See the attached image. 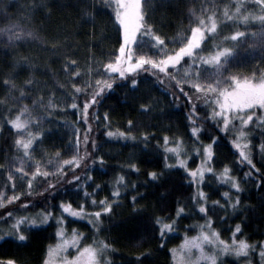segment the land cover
<instances>
[{
  "label": "snow or ice",
  "instance_id": "snow-or-ice-1",
  "mask_svg": "<svg viewBox=\"0 0 264 264\" xmlns=\"http://www.w3.org/2000/svg\"><path fill=\"white\" fill-rule=\"evenodd\" d=\"M77 2L85 23L95 26L97 16H109L118 47L103 60L89 54L83 66L74 55L64 54L65 82L56 81L63 89L59 96L37 76L48 65L16 51L33 42L52 55L67 47L71 33L50 38L29 26L37 16L50 19L55 0H26L15 18L8 12L11 5H0V19L7 20L0 27V48L10 56L0 60V138L7 145L0 149V241L11 238L23 246L34 234L54 228L40 264H115L106 219L124 198L133 212L142 211L141 189L159 187L166 175L182 170L189 200L178 198L170 206L167 191H161L159 212L147 218L157 250L167 249L170 264H264V239L250 242L243 220L227 229L225 238L213 219L217 209L242 207L245 185L264 192V163L254 158L258 151L264 159V0H198L187 9V26L181 21L171 37L163 32L170 26L171 0ZM245 44L257 65L247 74L235 70L242 66ZM148 80L170 97L169 107L186 110L183 132L157 129L131 114L124 125L114 127L109 111L100 114L106 95L120 88L133 94L132 112L142 117L156 112L158 98L135 95ZM69 110L76 119L59 124ZM54 126L71 127V136L65 141ZM101 128L103 140L95 135ZM112 140L137 142L134 146L142 145L141 151L158 162L133 154L109 182V195L100 197L106 186L96 182V174L107 165L103 149ZM225 147L232 159L224 155ZM144 163L152 165L143 173L147 179L142 184L130 180V174H141ZM210 181L217 191L224 189L217 199L211 198ZM193 214L203 223L185 225L180 243L168 247L178 238L180 222ZM80 221L87 222L90 235L71 226ZM151 255V248L139 252L135 264H145ZM0 264L21 262L9 258Z\"/></svg>",
  "mask_w": 264,
  "mask_h": 264
},
{
  "label": "trees",
  "instance_id": "trees-1",
  "mask_svg": "<svg viewBox=\"0 0 264 264\" xmlns=\"http://www.w3.org/2000/svg\"><path fill=\"white\" fill-rule=\"evenodd\" d=\"M191 1L193 0H171L167 10L170 26L163 29V32L167 36L171 37L175 34L181 21H183L185 27L187 26L188 21L185 17L187 16V9ZM25 2L26 0H0V5H11L8 8V12L15 18L18 15V9ZM55 3L57 6L53 9L50 19L45 20L43 16H37L31 22V26L50 38L57 32H59L61 38L65 32L71 33V37L67 41V47L60 50L62 54L60 59L50 62H47L49 60L41 61L37 59L41 66L48 65V68L40 67L42 71L38 70L37 76L41 82L56 88L57 92H62L63 89L58 88L56 81L65 82V76L62 71L63 55L65 52L68 55H74L81 66H83L87 62L89 54H94L98 60L108 58L118 47V37L116 26L109 16H97L95 26H93L90 22H84L86 18L81 16L80 11L82 5H79L77 0H55ZM178 4L181 5L180 8L176 7ZM160 11H163V9ZM160 11L155 15V20L160 19ZM5 23H7L6 19H0V26H3ZM93 32H95V35H91ZM224 32L227 34L228 29H225ZM5 51H0V60L9 61L10 56H5ZM16 51L26 55L29 52L28 47L25 45ZM45 53L49 54L50 52ZM142 76H147V74H142ZM149 93L160 101L159 109L150 116L142 117L138 113L132 112V107L135 103L132 99L133 94L124 88L109 92L99 106V112L102 115L105 110L109 111L112 117L111 123L114 127L124 125L129 114H131L144 124L155 125L157 129L171 128L175 131L179 128L183 132V124L186 123L184 111L186 110L169 107L168 101L170 97L165 94L162 88L153 84L150 80L145 81L141 85L139 92L135 95L145 96ZM201 109L203 115V105H201ZM75 119L76 117L71 115V110H69V115L60 119L58 123L61 124L65 120L72 121ZM93 127L95 128V122H93ZM53 131L57 133V136L63 137L65 141L67 140V137L58 129H53ZM102 132L103 129L101 128L99 132L95 133L101 140L106 139L101 135ZM256 142H259V137H257ZM136 143L133 141L112 140L104 145L103 151L109 158L105 169L96 174V182L106 186L105 190L100 192V197L109 195L111 191L109 182L117 172L121 171V166L133 154L141 161L151 159L154 162H158L155 156L150 157L141 151L142 145L134 146ZM3 148H7V145L4 138H0V149ZM148 151L151 152V149ZM222 151L228 159L233 158L228 147H225ZM254 158L257 162L264 163V159H262L258 151L254 153ZM0 163H3V151H0ZM151 166L150 163L142 164L141 174L132 173L129 175V179L142 184L147 179L143 173L146 168ZM124 170L127 171V169ZM210 182L212 184L211 189H209L211 198L217 199L219 198V192L224 189L221 188L217 191V187L214 188V181ZM141 190L145 194V199L140 201L142 211L133 212L130 200L124 198L119 202V206L114 208V213L111 217L105 221V228L107 229L105 235L114 243L116 248V252L114 253L115 264H135L136 255L147 248L152 249V255L145 264H170V256L167 254V249L158 251L157 242L150 239L151 232L148 227L147 218L151 214L159 212L161 207L159 193L161 191H167L169 204L170 206H174L178 198L185 201L189 200L191 189L183 179V172L181 170L166 175L159 187L156 184H150L146 189ZM240 195L242 207L236 211H233L231 208L226 211L217 209L213 215L215 222H220L221 224L229 223V227H234L236 222L243 220L244 233L246 237L250 238V242L264 239V192L259 191L254 185L248 184L245 185V191ZM30 199L42 201V197L40 196H33ZM2 211L0 209V212ZM195 218L196 220L192 219L191 215L189 218L182 220L180 225L184 229V226L191 221H195V223L202 221L197 215ZM221 232L223 236L226 235L225 230H221ZM51 235V228L46 232L36 233L29 241L24 242L23 246H19V242H13L11 238L6 241H0V260L14 258L20 261L21 264H40L44 247L50 242L48 237ZM177 240L178 238L171 240L168 247L176 244Z\"/></svg>",
  "mask_w": 264,
  "mask_h": 264
},
{
  "label": "rangeland",
  "instance_id": "rangeland-1",
  "mask_svg": "<svg viewBox=\"0 0 264 264\" xmlns=\"http://www.w3.org/2000/svg\"><path fill=\"white\" fill-rule=\"evenodd\" d=\"M193 3H198V0H193V1H191L190 6H192ZM190 6H189V7H190ZM3 26H4V25H3ZM29 26L32 27L31 24H30ZM0 27H2V26H0ZM25 46L28 47V51H29V52H28L27 54H31L35 60H37V59H39V60H41V61L49 60V61H47V62H50V61H55V60H57V59H60V58H61V55H62L61 53H60V55H52L51 53L46 54L45 52H47V51H44V49L39 45L38 42H33L31 45H25ZM2 50H5V49L0 48V51H2ZM240 51H241L240 60L242 61V66L239 67L238 69H235V70L240 71V72L245 73V74L250 73V71H251L254 67L257 66V65L255 64V61H253V60L251 59V55L253 54V53H252V50H251L250 48H248V46L245 44V45H242V46H241ZM64 54H66V52H65ZM43 55H44V56H43ZM256 55H258V53H256ZM39 65H40V64H39ZM39 69H40V71H42L41 68H39ZM39 69H38V70H39ZM37 73H38V71H37ZM22 78H23V76L21 77V79H22ZM43 83H44V82H43ZM60 94H61V92H57V95H58V96H59ZM63 123H64V122H61V124H63ZM59 124H60V123H59ZM53 129H58V130H59L61 133H63L67 138H68L69 136H71V134H72V129H71V127H60V128H57V127L54 126ZM214 184H215V182H214ZM215 187H217L216 184L214 185V188H215ZM187 201H188V200H187ZM195 217H196V215L193 214V215H192V219L196 220ZM213 219H214V217H213ZM199 223H203V221H200ZM180 224H181V222H180ZM195 224H196L195 221H191V222L188 223L187 225H195ZM71 226L79 228L81 231H84V232L86 233V235H90V233L88 232V227H89V226H87V222H86V221H80L79 223H76V224L71 225ZM214 226L217 227V228H219L220 230H225V231H226V235L224 236L225 238H228V237L230 236V233L227 231V229L230 228V227H229V223L221 224L220 222L216 223L215 220H214ZM51 231H52V233H53V232H54V228H51ZM183 232H184V229H183V227L180 225L179 231H178V233L176 234L177 237H178L177 243H176V244H173V245H171V246H169V247H174L175 245H177V244L180 243V238H182V236H183ZM227 259H228V260H233L234 258H233V257H228ZM258 259H259V258L256 257V260H257V261H258Z\"/></svg>",
  "mask_w": 264,
  "mask_h": 264
}]
</instances>
